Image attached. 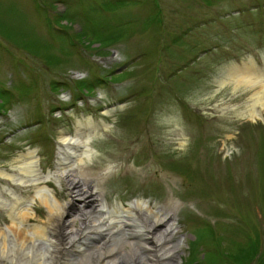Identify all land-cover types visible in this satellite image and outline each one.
Wrapping results in <instances>:
<instances>
[{
    "label": "rangeland",
    "instance_id": "374dc122",
    "mask_svg": "<svg viewBox=\"0 0 264 264\" xmlns=\"http://www.w3.org/2000/svg\"><path fill=\"white\" fill-rule=\"evenodd\" d=\"M252 60L264 0H0V169L30 149L53 170L59 134L91 119L107 201H175L174 264H264V109L216 84Z\"/></svg>",
    "mask_w": 264,
    "mask_h": 264
},
{
    "label": "bare ground",
    "instance_id": "6f19581e",
    "mask_svg": "<svg viewBox=\"0 0 264 264\" xmlns=\"http://www.w3.org/2000/svg\"><path fill=\"white\" fill-rule=\"evenodd\" d=\"M216 81L218 87L230 83L232 90H247L244 104L252 120L259 115L256 106L264 109V68L253 60L232 65ZM97 126L76 119L72 132H61L54 169L47 173L30 149L11 162V173L0 169L7 183L0 185V210L6 215L0 221V264L175 263L180 243L175 201L135 197L111 203L92 181L89 140ZM50 177L64 187L66 199L46 184ZM36 203L45 208L44 216L36 214Z\"/></svg>",
    "mask_w": 264,
    "mask_h": 264
},
{
    "label": "trees",
    "instance_id": "16d2710c",
    "mask_svg": "<svg viewBox=\"0 0 264 264\" xmlns=\"http://www.w3.org/2000/svg\"><path fill=\"white\" fill-rule=\"evenodd\" d=\"M258 7H260V4H258Z\"/></svg>",
    "mask_w": 264,
    "mask_h": 264
}]
</instances>
